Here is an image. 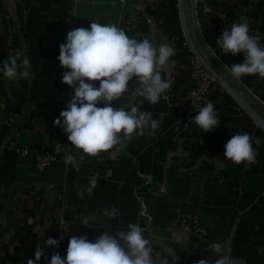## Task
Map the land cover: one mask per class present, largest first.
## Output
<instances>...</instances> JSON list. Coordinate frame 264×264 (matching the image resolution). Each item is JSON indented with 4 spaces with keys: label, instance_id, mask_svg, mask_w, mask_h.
<instances>
[{
    "label": "crops",
    "instance_id": "1",
    "mask_svg": "<svg viewBox=\"0 0 264 264\" xmlns=\"http://www.w3.org/2000/svg\"><path fill=\"white\" fill-rule=\"evenodd\" d=\"M165 3V0H0V66L8 55L21 51L28 55L33 74L31 81L17 82L0 72V264H25L37 246H44L48 238H57L60 218L68 222L69 239L72 235L87 236L92 242L101 232L115 236L121 229L127 231L129 223H138L144 228L145 238L162 256L167 255V247L176 251L177 259L174 262L168 257V264H197L201 259L213 264L216 258L207 253L205 244L227 241L228 249L244 217L253 222L251 234L240 229L250 241L246 251L250 247L259 254L264 252V163L258 172L239 176L231 170L236 164L223 156L231 136L242 131L240 134L250 135L258 153L256 159L263 162L264 135L257 136L254 130L264 133V129L223 86H213L208 103L213 100V90H218L226 94L227 107L232 110L222 114L217 110L218 117L241 120L246 116L248 121L242 120L243 127H238L221 119L226 128L222 129L219 143H205L200 137L206 133L186 112L174 106L186 92L188 79L184 69L186 58L175 45L176 36L163 25ZM195 5L200 34L225 65L242 63L244 54L233 56L222 52L213 37L214 15L205 12V7L225 11L233 23L246 20L250 34L259 37L264 46V0H195ZM186 9L190 18L188 2ZM177 10L182 32L178 2ZM92 22L115 24L130 38H147L157 48L168 44L176 49V55L161 71L162 78L172 81L167 99L162 97L151 104L143 97L126 94L113 102L117 107L135 106L150 112L159 121V128L154 134L146 130L143 136L122 140L96 157L72 146L67 134L53 123L72 96L68 93L69 86L61 82L66 69L60 67L59 45L66 42L69 30L89 28ZM191 33L197 42L192 29ZM216 51H220L219 55ZM209 63L219 72L212 61ZM243 77L247 78L246 83L239 80L264 106V77L259 74ZM228 80L227 84L241 100L264 121V110ZM132 86L134 81L130 83ZM213 105H222L221 99H215ZM13 117L16 123L11 126ZM218 129L208 134L217 135ZM189 131H196L195 142ZM60 136L65 137L66 155L77 158L79 171L62 161L37 172L29 157L19 155L24 148H47ZM93 177L97 178V185L89 194L86 190ZM81 192L83 196L78 195ZM113 207L119 209V215L110 220L104 213ZM143 207L148 217L141 216ZM180 212L193 216L208 231L207 237L198 239L179 229L175 220ZM69 239L56 251L62 258L67 254ZM252 250L249 253L253 254ZM51 255H47L49 260L42 258L41 264H49ZM253 262L244 258L231 260V264Z\"/></svg>",
    "mask_w": 264,
    "mask_h": 264
},
{
    "label": "clouds",
    "instance_id": "2",
    "mask_svg": "<svg viewBox=\"0 0 264 264\" xmlns=\"http://www.w3.org/2000/svg\"><path fill=\"white\" fill-rule=\"evenodd\" d=\"M216 44L224 54H244L242 63L225 65L234 79L255 74L264 77V46L259 37L250 34L246 20L228 26ZM174 55L176 49L168 44L157 48L147 38H130L123 29L111 23L92 22L89 28L69 30L66 42L59 45L58 60L60 67L66 69L61 82L73 88L74 94L66 109L54 120V126L67 134L72 146L93 157L107 152L122 140L145 135L146 130L154 134L159 121L153 119L150 112L140 111L135 106L117 107L113 102L126 94L133 98L143 97L151 104L158 103L162 97L167 99L166 92L172 87V81L162 78L161 71ZM31 67L28 55L15 51L3 60L0 72L10 81H31ZM97 81L98 86L93 83ZM133 81L135 86L130 87ZM192 120L205 133L219 126L218 113L211 102L201 107ZM224 147L223 156L232 163H243L246 167L256 163L258 153L249 134L232 135ZM65 162L79 171L75 156L66 155ZM96 185L97 178L93 177L86 191L90 194ZM104 214L111 220L119 215V209L113 207ZM143 232L140 224L129 223L127 231L121 229L115 236L101 232L94 242L87 236L72 235L66 256L62 258L58 252L53 253L49 264H168V257L175 262L173 248L167 247V255L162 256ZM60 239L48 238L43 247H37L34 259H28L27 264H39L41 258L49 260L45 248L58 247ZM227 244L225 241L210 245L218 255L213 264H229L224 254ZM197 264H209V261L201 259Z\"/></svg>",
    "mask_w": 264,
    "mask_h": 264
},
{
    "label": "built area",
    "instance_id": "3",
    "mask_svg": "<svg viewBox=\"0 0 264 264\" xmlns=\"http://www.w3.org/2000/svg\"><path fill=\"white\" fill-rule=\"evenodd\" d=\"M204 11L214 15L213 37L217 41V39L222 35V32L226 30L227 27L230 26L233 22L225 11H212L209 7H205ZM189 69L191 88L174 103V106L180 112H186V115L188 117L194 119L199 109L208 103L207 98L211 93L216 81L215 78L202 66V64L193 55L189 59ZM93 83H95L96 85L99 84L98 81ZM68 93L73 95V88L69 87ZM10 122L11 126H13L16 123V118H11ZM192 122L194 121L192 120ZM19 155L29 157L35 170L37 172H43L47 168L54 166L61 161H65L66 147L64 142H56L53 145L43 149H21L19 151ZM217 179L218 181H222V177H218ZM48 187H52V184H48ZM140 214L141 216L148 217L145 207L142 208ZM175 224L184 233L192 234L198 239H205L208 235V231L203 226H201L190 214L183 212L178 213ZM61 237L63 238L60 239ZM56 239H60L59 246L45 248V255L56 253L58 248L68 241L69 227L68 222L64 218H60L58 221V234ZM37 247L34 249L29 259H34V254L37 250ZM208 247L210 248V245ZM224 254L228 256L229 263H231L232 259L228 253V249H224ZM25 264H27V262ZM39 264H41V261L39 262Z\"/></svg>",
    "mask_w": 264,
    "mask_h": 264
},
{
    "label": "trees",
    "instance_id": "4",
    "mask_svg": "<svg viewBox=\"0 0 264 264\" xmlns=\"http://www.w3.org/2000/svg\"><path fill=\"white\" fill-rule=\"evenodd\" d=\"M165 1H166L165 8H166L167 12H166L165 22L163 23V25L167 29H170L172 34H174L176 36L175 45L179 48L181 55L186 58V59H184V67H185L184 69L186 70L185 74H186L187 79H188V85L186 87L187 89H185V90L188 91L191 88V82L189 83V81H190V69H189V59H188L189 56H191V52L188 50L187 45H185V39H184V36L182 35L181 28L179 25L178 10H177L178 0H165ZM216 52L219 55L220 51H216ZM222 59H223V61L226 60L225 57H223ZM246 79H247L246 77H243V78L241 77V80L245 83H246ZM211 97L213 98V100L211 102L212 104L214 103L215 99H217V98L221 99V101H222V105H218V107L215 106V110L216 111L218 110V113L222 114V113L232 112V110L228 109V107H227L228 103H227V98H225L226 94L219 92L218 90H213V94ZM221 119H227V120H229V122L231 124H234L235 126H238V127H243V124H242L243 122H241L242 120L245 119V121H248V118L246 116L243 117V119H241V120L238 118H235V117L231 118V117L221 116L219 118V126L217 127V128H219L218 129L219 132L216 133L217 135L208 134V133H206V135H201L200 138L205 140V143H212L214 141H216V143H219L221 141V136L223 133L222 129L226 128L225 126L222 125V123L224 121H221ZM227 122L228 121H225V123H227ZM253 127L254 126L251 125L252 130H253ZM192 128L194 129V127H192ZM189 132H190L189 136L192 137L194 139V142H195L198 138L196 131H189ZM241 132L235 131V134H240ZM224 133H225V131H224ZM254 133L257 136H263L264 135V133L257 128L254 130ZM51 138H52V136H51ZM64 141H65V137H63V136H60L59 138L55 137L54 140L51 141V144L49 146L53 145L56 142H64ZM263 163H264V160H263V162L262 161L258 162V159H256V163H254L253 165L246 167L245 164L241 163L240 165L234 166L231 170L233 173H238L239 176L241 174H248V173L254 174V173L258 172V170L261 169V167H263L262 166ZM238 227H239L238 230L235 232L234 236L232 237V239L229 243L230 245L228 248V253H229L231 259L232 258H244L248 261L254 260V262L252 264H264V252L259 254V253H257L256 249L252 250L250 247H248V250L246 251L245 248L247 246H250V241L247 238V236H245L244 234H242L240 232V229H243V230L248 231L247 234H251V230L253 228V222L246 221L245 218L242 217L239 221ZM208 246L209 245H207V244H205V246H204L207 253H209L210 255H212L215 258H218V255L216 253H214L213 251H211ZM225 249L227 250V247H225ZM251 250H252L253 254L249 253V251H251ZM250 255H253L254 258L251 257ZM229 264H231V263H229Z\"/></svg>",
    "mask_w": 264,
    "mask_h": 264
},
{
    "label": "water",
    "instance_id": "5",
    "mask_svg": "<svg viewBox=\"0 0 264 264\" xmlns=\"http://www.w3.org/2000/svg\"><path fill=\"white\" fill-rule=\"evenodd\" d=\"M187 2L189 3L190 18H187L186 13ZM178 5L183 36L193 56H195L197 60L202 64V66L215 78V81L217 83H220L226 90L234 95L235 98H237L244 104L245 108L264 129V121L246 103L241 100V98L234 92L231 86L227 84L225 77L230 79L240 90L243 91V93L248 98H250L262 110H264L263 104L245 87V85L239 79H234L233 76L225 70V64L212 52V50L206 44L205 40L202 38L197 24L195 0H178ZM191 29L197 39V42L195 41V38H193ZM204 54H206L208 57H204ZM209 61H212V63H214L222 71V73L216 71V69L209 63Z\"/></svg>",
    "mask_w": 264,
    "mask_h": 264
},
{
    "label": "rangeland",
    "instance_id": "6",
    "mask_svg": "<svg viewBox=\"0 0 264 264\" xmlns=\"http://www.w3.org/2000/svg\"><path fill=\"white\" fill-rule=\"evenodd\" d=\"M206 57H208L207 55H205ZM219 73H222V71L221 70H219ZM226 81H228L229 82V80L228 79H226ZM215 87H219V88H223L222 87V85L220 84V83H217V82H215Z\"/></svg>",
    "mask_w": 264,
    "mask_h": 264
}]
</instances>
